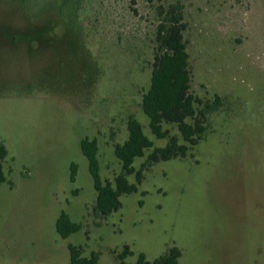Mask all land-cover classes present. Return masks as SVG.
Instances as JSON below:
<instances>
[{"label":"rangeland","instance_id":"rangeland-1","mask_svg":"<svg viewBox=\"0 0 264 264\" xmlns=\"http://www.w3.org/2000/svg\"><path fill=\"white\" fill-rule=\"evenodd\" d=\"M177 2L190 91L223 104L192 154L151 165L117 211L96 217L82 139L95 140L100 177L112 181L130 115L152 141L136 170L180 136L163 124L168 136L155 137L140 105L157 7ZM0 142V264H69V243L98 264L125 246L128 262L177 246L179 264H264V0H0ZM62 211L81 224L66 239Z\"/></svg>","mask_w":264,"mask_h":264},{"label":"trees","instance_id":"trees-1","mask_svg":"<svg viewBox=\"0 0 264 264\" xmlns=\"http://www.w3.org/2000/svg\"><path fill=\"white\" fill-rule=\"evenodd\" d=\"M66 2V0H62ZM158 22L153 38V62L150 84L141 97V108L149 121L152 134L157 138H165L168 131L163 124L176 125L179 135L168 136L163 146L154 147L136 170L133 162L142 157L145 150L152 147V141L143 132L142 125L132 115L127 118L128 137L122 143L114 144V155L121 163V171L112 181H102L99 174L95 140L82 139L80 149L88 162V170L92 177L96 198L92 205L94 216L105 219L121 207L120 196L137 190V184L143 178V171L151 165L172 158H184L192 154V149L202 139L205 131V119L208 114L217 111L223 104L219 96L203 99L190 91L191 71L187 41L184 38L186 22L183 5L170 3L157 7ZM7 155L6 147L0 142V185L6 181L3 163ZM71 178L76 175V164L70 165ZM134 174L135 182L128 176ZM81 224L73 222L67 213L61 212L56 221L58 235L66 239L79 231ZM69 264H98V253L82 255L81 246L68 244ZM132 252L127 246L117 254L115 264H179L181 250L177 246L170 247L153 260L139 253L134 262L126 261Z\"/></svg>","mask_w":264,"mask_h":264}]
</instances>
